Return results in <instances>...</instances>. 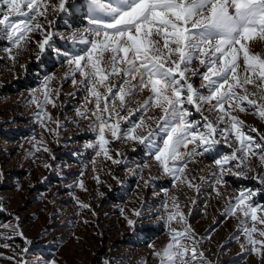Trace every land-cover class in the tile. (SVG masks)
I'll use <instances>...</instances> for the list:
<instances>
[{"label": "snow or ice", "instance_id": "1", "mask_svg": "<svg viewBox=\"0 0 264 264\" xmlns=\"http://www.w3.org/2000/svg\"><path fill=\"white\" fill-rule=\"evenodd\" d=\"M49 9L54 14L53 20L48 19ZM77 13L86 26L73 28L68 23L67 18ZM60 14L72 32L67 38L50 30ZM34 33L41 38L33 41ZM54 36L84 47L79 50L57 48ZM255 39L264 41V0H58L55 4L51 0H0V40L11 45L5 49L10 53V60H16V56L11 55L13 48L18 55L25 46L35 43L38 62L46 52L54 51L71 69L70 83L75 86L77 77L81 78L80 85L87 93L84 105L93 107L82 105L84 111L76 109V113L82 119L95 117L89 126L96 134L95 139L86 145L94 150L95 156L102 155L116 165L125 163L123 153H113L109 145L118 140L131 141L141 145L146 156L158 162L174 187L187 186L197 193L200 185L193 183L195 177L186 175L188 164L194 156L213 153L218 145L231 147V136L235 137L238 147L213 160L216 165L214 184L223 187L227 183L225 175L246 178L248 172L256 173L250 164L251 157H259L264 165V145L248 134L256 129L246 130L244 122L232 114L237 109L241 113L254 110L264 121V57L250 51L249 42ZM241 60L242 73L239 71ZM196 61L203 72L193 69ZM193 77H199L203 91L194 86ZM53 79L54 74H46L41 79L39 87L32 90L31 102L37 108L34 121L58 144L61 124L47 111L48 105L56 107L60 97L59 90L51 87ZM249 86L256 91H249ZM145 91L149 94L136 110L140 116L132 120L131 116L136 115L131 109V103L136 102L133 98ZM245 102L247 107L243 106ZM204 105H209L208 115L202 111ZM189 106L201 113L203 124L190 119ZM154 108L160 110V115L148 116L146 121L144 117ZM213 112L218 113L215 121L209 120ZM49 123L56 128H50ZM138 130H146V134H138ZM42 143V140L37 142ZM42 150L55 159L48 147ZM230 164L231 167H226ZM146 166L137 165V168ZM232 168L240 171L233 172ZM133 174L136 175V171ZM253 178L261 187L240 190L223 215L239 213L244 218L240 231L251 251L264 255V239L254 235L264 238V230L256 227V224L264 225V204L256 202V197L264 195V176L256 173ZM113 179L119 182L118 177L113 176ZM76 186L86 190L82 180ZM213 190L219 195L217 189ZM73 199L80 208H90L75 196ZM171 200V206L164 201V214L158 217L169 229L170 240L153 254L160 264H197L204 257L203 251L198 249L197 234L177 198L173 196ZM146 210L151 211V208ZM0 211H3L2 204ZM132 215L137 219L125 216V220L128 227L134 229L141 222L143 211L133 209ZM248 220L253 222L252 227H248ZM173 223L180 227L172 228ZM13 231L24 240L23 252L27 253L31 241L19 230V224ZM18 264L29 262L21 257ZM35 264L41 261L38 259Z\"/></svg>", "mask_w": 264, "mask_h": 264}, {"label": "rangeland", "instance_id": "2", "mask_svg": "<svg viewBox=\"0 0 264 264\" xmlns=\"http://www.w3.org/2000/svg\"><path fill=\"white\" fill-rule=\"evenodd\" d=\"M57 2L51 0L53 4ZM53 17L49 9L48 19L53 20ZM67 20L73 28L86 26L78 13L70 15ZM50 30L58 31L65 38L72 34L63 14L56 18ZM40 38L38 34H32L33 41ZM53 42L57 48L75 47L79 50L84 47L67 43L59 36H54ZM9 47L11 45L6 40H0V204L3 205L0 225H4L0 227V264H18L21 257L29 264H35L38 259L41 264H48L49 261L54 264H160L159 258L153 254L154 250L161 251L170 237L169 229L158 217L164 214V201L167 200L171 206L173 196L197 234L198 249L204 253L197 264H264V255L253 253L240 231L244 218L239 213L235 216L223 215L229 203L235 202L240 190L261 187L253 178L256 173L264 176V165L259 157L250 158L256 173L248 172L246 178L225 175L227 183L221 187L213 181V172L216 171L213 160L230 154L238 147L235 137H230L231 147L221 144L211 154L194 156L186 175L196 178L193 183L200 185L199 193L187 186L174 187L172 179L162 173L158 162L146 156L141 145L131 141L118 140L109 145L113 153H123L125 161L120 165L113 164L102 155L95 156L94 150L86 147L95 139L96 134L89 130L95 117L82 119L76 109L84 111V108L90 109L93 105H84L87 93L80 85V77H77L75 86L70 83L71 69L63 63L64 58L48 51L38 62L37 49L32 43L20 50L18 55L13 48L11 55L16 56L13 61L9 59L10 53L5 51ZM249 48L252 53L264 57V41L252 40ZM240 63L239 71L242 73V60ZM192 67L204 71L198 61ZM46 74L55 75L51 87L60 92L56 107L47 106L53 119H58L61 124L58 144L34 121L37 108L31 102L32 90L39 87ZM193 82L200 89L199 77H193ZM249 91L256 89L249 86ZM148 94L145 91L133 98L136 101L131 103L133 112ZM243 106L247 107L246 102ZM208 109L209 105L203 106L204 115H208ZM189 110L192 112L190 119L199 120L201 124L205 122L194 107L189 106ZM232 114L244 122L246 130L256 129L248 134L264 145V139H261L264 137V121L254 110L241 113L237 109ZM159 115L160 110L154 108L144 119L147 121L148 116ZM217 115L213 112L209 120L215 121ZM139 116L140 113L136 112L131 119L137 120ZM121 124L123 126L124 122L121 121ZM48 126L56 128L53 123ZM151 126L155 129L154 123ZM138 134H146V130H138ZM106 135L111 140L110 134ZM41 140L43 143L38 145ZM45 146L55 159L42 150ZM37 147L41 150L37 151ZM93 160L95 163H92ZM145 164L146 167L137 168V165ZM45 165L51 167L46 168ZM226 167H231V164ZM133 171L137 174L134 175ZM232 171L240 169L232 168ZM113 176L118 177L119 182ZM200 178L205 179L202 181ZM81 180L86 190L76 186ZM145 181L148 183L145 184ZM73 196L90 205V208H80ZM256 202L264 204V195L256 197ZM148 208L151 211H147ZM133 209L143 211L141 222L134 229L129 228L125 220V216L137 219L132 215ZM17 224L31 241L27 253L23 252L24 240L13 231ZM247 224L252 227L253 222L248 220ZM144 227L152 232L148 238L146 231L140 232ZM171 227L180 226L173 223ZM256 227L264 230V225L256 224ZM45 232L47 234L43 235ZM254 235L257 239H264Z\"/></svg>", "mask_w": 264, "mask_h": 264}, {"label": "trees", "instance_id": "3", "mask_svg": "<svg viewBox=\"0 0 264 264\" xmlns=\"http://www.w3.org/2000/svg\"><path fill=\"white\" fill-rule=\"evenodd\" d=\"M141 231H143V232H145V231H146V232H147V234H146V235H148V236H147V238H148V237H150L149 235H151V234H152V232H150V231L148 230V228H147V227H144V228L140 229V232H141ZM146 241H147V240H146Z\"/></svg>", "mask_w": 264, "mask_h": 264}]
</instances>
